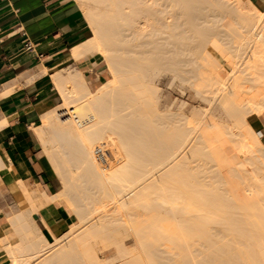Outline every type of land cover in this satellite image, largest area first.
I'll use <instances>...</instances> for the list:
<instances>
[{"label": "bare ground", "instance_id": "1", "mask_svg": "<svg viewBox=\"0 0 264 264\" xmlns=\"http://www.w3.org/2000/svg\"><path fill=\"white\" fill-rule=\"evenodd\" d=\"M79 1L93 34L69 55L100 52L111 79L92 91L79 69L62 67L52 79L63 107L44 111L37 128L56 146L58 196H72L79 219L50 242L14 214L17 243L7 246L9 264H242V258L264 264V144L246 119L264 116V10L240 0ZM213 5L229 9L234 25H210ZM218 36L226 51L252 54L242 70L232 59L224 78L213 72L206 45ZM195 49L209 63L207 73L198 70ZM163 74L169 85L178 82L183 93L188 87L207 103L193 124L183 100L174 110L173 98L158 105L154 80ZM243 75L258 92L249 85L253 95L236 100L227 87ZM109 200L116 213L109 203L112 213L99 214ZM130 236L141 252L127 248ZM97 239L115 249L106 261L95 254Z\"/></svg>", "mask_w": 264, "mask_h": 264}, {"label": "crops", "instance_id": "2", "mask_svg": "<svg viewBox=\"0 0 264 264\" xmlns=\"http://www.w3.org/2000/svg\"><path fill=\"white\" fill-rule=\"evenodd\" d=\"M248 1L264 8V0ZM84 15L76 0H0V261L17 243L14 214L50 235L69 217L53 198L61 181L37 128L59 92L52 75L90 36Z\"/></svg>", "mask_w": 264, "mask_h": 264}, {"label": "rangeland", "instance_id": "3", "mask_svg": "<svg viewBox=\"0 0 264 264\" xmlns=\"http://www.w3.org/2000/svg\"><path fill=\"white\" fill-rule=\"evenodd\" d=\"M78 3H79V5H80V7H81V9L83 10V13L85 14V11H84V6H83V4L79 1V0H76ZM238 1V0H237ZM247 1L248 0H240V3H242L243 2V4H245V2L247 3ZM218 6V5H217ZM217 6H215V5H213V6H209L210 8H212L213 9V7H215V8H217ZM208 6H206V9H204V11L205 12H208V13H212L213 11H215V9L214 10H212V9H210ZM221 7V6H220ZM217 8V10H216V14L217 15H219V16H217L216 14H215V16H214V18H212L213 16L212 15H209L208 16V19L210 20V25H213L215 28L217 27V28H219V29H221L224 25H226L225 26V28L227 29L229 26H232V25H234V23H231V21H232V19L234 18V15H232L233 13L228 9V11H227V9H223V7H221V8ZM223 10V12L221 11V10ZM219 10H220V13H218L219 12ZM260 10H264V8L263 9H260ZM212 11V12H211ZM226 12V13H225ZM225 15V16H224ZM85 16V15H84ZM212 16V17H211ZM224 16V17H223ZM86 17V16H85ZM223 17V18H222ZM218 18H220V20H218ZM86 20V23H87V25H88V28H89V32H90V36L93 34V30H92V28L90 27V25H89V22H88V19L86 18L85 19ZM218 20V21H217ZM226 23V24H223L224 22ZM232 22H234V19H233V21ZM232 24V25H231ZM220 25V26H219ZM224 28V27H223ZM222 28V29H223ZM222 36H218V37H216L215 38V40H214V45L212 44V43H209L208 42V44H206V45H208V47L210 48V51H211V54H212V57H210V58H213V61H211L212 59H209V63H213V65H210V66H212V69H213V72H219V74H220V76L221 77H226L227 76V74H228V72L230 71V64H231V62L233 61H238L237 63H240L241 65H239L240 67V69H241V66H242V64H246L247 62H249L251 59H252V54H251V50H248V51H245L243 54H241L242 55V57H240L241 55H239V56H236L235 55V52L234 51H232L231 49L229 50V51H226V50H228L227 48V46L226 45H224L225 46V48H224V46L223 45H221L223 42H221L222 40V38H221ZM217 38H219V40L217 39ZM218 41H220L221 42V44H218L219 42H217V40ZM219 45H217V44ZM213 45V46H212ZM221 45V46H220ZM221 48V49H220ZM224 48V49H223ZM226 49V50H225ZM218 52H217V51ZM222 50H225L224 51V53H223V51ZM195 52H197V54L195 53ZM226 52V53H225ZM231 53V54H229L228 55V53ZM194 54H196V60H197V62L200 64L201 63V61H202V63H203V65H201L200 64V67H199V69L198 70H200L201 68V70L200 71H202V70H205V68L207 67L206 65L207 64H209L206 60H204V62H205V64H204V62H203V57L200 55V53L198 52V50L197 49H195V51H194ZM217 54V55H216ZM228 55V56H227ZM223 56V57H222ZM232 56V57H231ZM245 56V57H244ZM224 58V59H223ZM227 58H231L230 60H229V62H228V60L226 61V59ZM232 59H234V60H232ZM244 60V63H242L243 62V60ZM217 61V63H219L220 64V66L219 65H216V62L215 61ZM232 60V61H231ZM241 60H242V62H241ZM207 62V63H206ZM215 62V63H214ZM222 63V64H221ZM205 65V66H204ZM243 65V66H244ZM62 66H65V71H67V70H71V69H79L80 71H81V73H82V75L84 76V78L86 79V82H87V85L89 86V89L90 90H92V91H94V90H96V88H98V86H100V83H106L108 80H110L111 79V74L109 73V71H108V68L106 67V62H105V59L103 58V56L101 55V53L100 52H98V51H94L93 53H90V54H87L85 57H82V58H80V59H67L60 67H62ZM202 66V67H201ZM205 68H204V67ZM219 66V67H218ZM242 66V67H243ZM211 68V67H210ZM210 68H209V65H208V67L206 68V69H209L210 70ZM215 68V69H214ZM211 69V70H212ZM209 70H205V72L204 73H207ZM215 70V71H214ZM242 70V69H241ZM215 72V73H216ZM240 73H243V72H240ZM244 74V73H243ZM239 75V74H238ZM241 76V75H240ZM242 77H244L245 79H244V81L243 80H241L242 78L240 77V78H238L237 77V80L239 81V80H241L242 81V83L241 84H243L244 83V88L246 89H243V87L241 88L240 86L241 85H239V84H237V83H235L234 84V79H232V82H231V80H230V82H229V85H228V87H227V89H228V91H230V93H233V89H234V93H235V95H236V93H237V95L235 96L234 94V96H233V98L234 97H238V98H234V99H236V100H243L242 98H241V96H242V94L244 93V92H246V94L245 95H247V96H251V95H253V91H251L252 92V94L250 95H248L247 93H249V91H250V89H249V85H251V87L253 86V88H255L256 89V91H255V89H253L256 93L258 92L257 91V89L258 88H256V84H254L253 82L252 83H250L251 82V80H249L247 77H246V75H243ZM247 78V79H246ZM250 81V82H249ZM70 82H68V83H66V85L68 86V88L70 87L71 88V86H72V84L70 83ZM154 83L156 84V86H157V88H158V94H159V97H158V101H159V106H164L165 104H166V102H167V100L168 101H170V99H172V101H173V103H175V104H173L174 106H172V110H174V108L175 109H177V106H178V104H179V102L180 101H184L185 102V104H184V106H183V110H184V114L186 115V119H188V120H190V121H188V123H190V125L191 124H193V120L195 119V118H197V117H199L200 116V114H197V110H204L206 107H207V103L206 102H204L203 100H199V98H196L193 94H192V91L187 87V88H184L183 90H184V93H183V91L181 90V88L179 87V83L178 82H176L175 84H172V85H169L168 83H167V76L165 75V74H163V75H159L158 77H156L155 78V80H154ZM233 84V86H236V84H237V87L235 88V87H233V86H231ZM71 85V86H70ZM238 85H239V89H241V91L242 92H239V89H237L238 88ZM246 85H248L247 87H246ZM172 86V87H171ZM255 86V87H254ZM232 87L233 89H230V88ZM250 87V88H251ZM69 88V89H70ZM236 89V90H235ZM232 90V91H231ZM100 91V90H99ZM248 91V92H247ZM240 94H241V96H240ZM244 95V94H243ZM56 96H57V99L55 100V104L53 105V107L54 108H56L57 109V106L58 105H61L60 107H63V99H62V97H61V95L59 94V92L58 91H56ZM247 96H245V97H247ZM107 100V99H106ZM116 100V99H115ZM114 100V101H115ZM116 102L117 103H115L114 102V105L116 106V105H118V109H121L120 108V105L118 104L119 103V101H118V99L116 100ZM176 105V106H175ZM203 105V106H202ZM206 105V106H205ZM114 106V107H115ZM197 106H199L198 107V109H197ZM60 107H58V109L60 108ZM202 107V109H200ZM117 107H115V109H116ZM196 108V109H195ZM66 109H67V106H66ZM193 110H194V112H193ZM195 111H196V113H195ZM63 116H65V115H63ZM62 116V117H63ZM61 117V116H60ZM246 119H247V121L249 122V124L252 126V128L258 133V136H259V138L261 139V141L263 142V144H264V116L263 115H260V116H258V115H256V114H247V116H246ZM71 123L74 125V126H76L75 125V122L73 121V119H71ZM187 123V124H188ZM77 128H80V127H77ZM258 130V131H257ZM262 130V131H261ZM263 135V136H262ZM98 144V143H97ZM96 143H94V145H93V147L95 146V145H97ZM49 145V146H48ZM48 145H47V148H49V149H47V148H45V152H46V156H47V159H48V161L49 162H51V164H52V166H53V171H54V173L57 175V177L59 178V176H58V174H57V168L54 166V153H55V144H53V143H51L50 141H49V143H48ZM52 146V147H51ZM54 146V147H53ZM117 152H121L122 154H119V153H117L116 154V156H118L119 157V160H122L123 159V157H122V155H124L123 154V151L121 150H116ZM52 153V154H51ZM116 153V152H115ZM52 155V156H51ZM241 155V153H239V156ZM242 156V155H241ZM240 156V158H242ZM52 159V160H51ZM52 161H53V163H52ZM107 168H108V166H107ZM106 168V169H107ZM71 170V174H73V175H76V170L75 169H70ZM59 180H60V178H59ZM61 181V180H60ZM63 189V184H62V182H61V190ZM60 190V191H61ZM59 191V192H60ZM58 194L59 193H57L56 195H54L55 197H56V199H57V201L56 200H53V201H56V202H58V203H60L66 210H67V212H68V214H69V217H67V218H65L64 219V224L58 229V231H57V234L56 235H50V234H47L46 232H48L49 230H48V228L46 227V226H43V228H42V226H41V228L43 229V234H44V236H45V238L48 240V241H50V242H52L53 240H54V236H57V237H60V236H62V235H65V233H66V231L69 229V227H70V225L71 224H73V223H76L78 220H77V218H78V216L76 217L75 215H76V210H75V206H74V204H73V202H71V204H70V201L72 200V196L69 198V196H67V194L66 193H63V194H61L60 196H58ZM67 198H69L70 199V201L67 199ZM101 200H104L105 201V199L104 198H102ZM73 201V200H72ZM110 201L111 200H109V201H107V205L106 206H108V208H106L105 210H107V211H105V210H103L102 209V207H100L101 206V203L100 202H97V203H95V205H94V207H97V208H99V209H101V210H99V209H97V211L99 210V214H101V213H105V212H107V213H116V205L115 206H112V204L113 203H110ZM112 202V201H111ZM68 203V204H67ZM100 203V204H99ZM111 205H110V204ZM73 204V205H72ZM116 204V203H115ZM70 205H71V207H70ZM98 205V206H97ZM109 205H110V207H109ZM74 207V208H73ZM71 208V209H70ZM112 210V212H111V210ZM114 208V209H113ZM109 209V210H108ZM72 210V211H71ZM97 211H95V212H97ZM103 211V212H102ZM119 211L120 212H123L121 209H119ZM82 212V211H81ZM85 212H87V211H85ZM93 212V211H92ZM91 212V213H92ZM95 212H93L94 213V215H97ZM83 213V212H82ZM92 213V214H93ZM79 219V218H78ZM13 228H14V226H13ZM15 229V228H14ZM15 231V230H14ZM16 233V232H15ZM49 233V232H48ZM215 238H218V236H214V239ZM135 242V240L133 239V237L132 236H130V238L128 239V241H127V244H126V246H127V248L128 249H132V250H135V251H140L141 252V249L139 248V247H137V246H135L136 245V242ZM106 243H104V242H102L100 239H97L94 243H93V247H94V250H95V254L97 255V257L99 258L98 260L100 261V260H104V261H106V260H108L109 258H111L112 257V255L114 254V252H115V249L113 248V247H106V245H105ZM133 244V245H132ZM139 249V250H138ZM37 261V260H36ZM241 261H249V260H245L244 258H242V260ZM241 261H238V262H240V263H242L243 264V262H241ZM10 263V261H0V264H9Z\"/></svg>", "mask_w": 264, "mask_h": 264}, {"label": "built area", "instance_id": "4", "mask_svg": "<svg viewBox=\"0 0 264 264\" xmlns=\"http://www.w3.org/2000/svg\"><path fill=\"white\" fill-rule=\"evenodd\" d=\"M24 46H25L26 48H30V46H31V42H30V41H26V42L24 43Z\"/></svg>", "mask_w": 264, "mask_h": 264}]
</instances>
